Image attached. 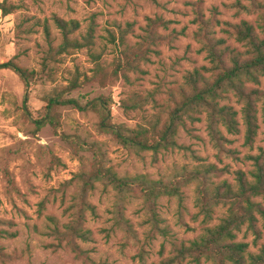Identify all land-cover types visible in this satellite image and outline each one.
I'll return each instance as SVG.
<instances>
[{"label": "rangeland", "instance_id": "374dc122", "mask_svg": "<svg viewBox=\"0 0 264 264\" xmlns=\"http://www.w3.org/2000/svg\"><path fill=\"white\" fill-rule=\"evenodd\" d=\"M8 5H18L14 14L4 16L0 10V64L16 58L21 66L40 71L43 55L49 43L42 26L36 32L19 36L17 25L23 19H31L25 25L49 20L54 45L62 42L60 31L53 22L55 15L80 22L76 36L82 38L90 27L95 30L96 45L93 51L101 56V63L109 67L118 58L121 30L129 31L127 44L138 41L145 34L148 18H161L168 24L159 32L164 40L150 62L143 64V72L132 73L130 81L123 79L100 87L98 83L83 85L68 95L85 105L101 96L111 98L112 120L115 126L129 132L156 119L161 107L166 106L171 94L184 82L189 72L208 66L203 43L196 37L200 25L198 12L211 24L213 36L226 39L229 45L245 50L224 32L225 23L253 24L262 12L255 2L264 0H0ZM240 5L244 6L242 8ZM113 37L117 44H113ZM124 48L123 46L121 47ZM120 48V49H121ZM62 63L49 65L51 76L38 80L27 91L20 76L11 70H0V221L12 236L2 240L5 252L13 258L0 264H157L167 257L172 244L188 241L201 235L202 216H198L196 193L193 186L185 190V204L180 207L177 199L163 198L159 203L161 226L168 235L150 234L151 225L140 201L132 199L127 205V217L132 221L139 236V243L125 239L124 233L113 222L114 192L98 186L92 196L98 217L88 215L87 226L93 230L95 241L81 243L84 253H72L60 244L52 234L56 223L68 220L66 208L73 187L65 191L63 186L79 172L88 171L94 160L92 152L77 151L56 134L53 126L45 120L47 102L44 100L56 89L69 85L79 77L84 82L93 75L95 62L87 48L66 55ZM49 71V70H48ZM258 95V134L253 144L246 141L247 129L241 114L242 104L235 97L226 103L238 112L240 133L231 134L221 127L226 140V151H220L217 141L210 136L205 116L200 123L188 122L189 130L182 128L178 143L182 146L171 151H138L122 145L100 129V118L95 112H82L71 106L59 107L61 131L67 136L80 137L87 144L97 143L106 153L107 163L120 175H148L152 179L173 178L184 168L193 169L214 165L217 185L231 183L236 189L237 173L250 177L254 170L250 157L264 154V78L256 86ZM155 91L157 104L148 102L144 107L130 109L134 95L145 96ZM29 94L28 111L24 99ZM44 121L38 128L36 122ZM8 170L18 193H10L4 178ZM264 206V199H257ZM44 202V209L40 204ZM228 206L221 204L215 212L214 224L227 214ZM260 238L248 226H244L238 240L249 244L254 253L264 245V219L257 214ZM185 264H192L190 262Z\"/></svg>", "mask_w": 264, "mask_h": 264}, {"label": "trees", "instance_id": "16d2710c", "mask_svg": "<svg viewBox=\"0 0 264 264\" xmlns=\"http://www.w3.org/2000/svg\"><path fill=\"white\" fill-rule=\"evenodd\" d=\"M242 8L244 6L240 5ZM258 10L262 11L255 24L241 21L239 24L225 23L228 27L224 32L245 50L229 45L226 39L213 36L211 24L198 12L200 28L196 37L203 43L202 50L207 53L208 66L197 68L184 76L183 84L171 94L166 106L156 115V119L132 131L114 125L112 120L111 98L101 96L83 105L80 101L68 98V95L83 85L98 83L100 87L109 85L123 79L130 81L132 73L143 72V64L150 62V55L164 40L159 28L168 24L161 18L150 19L144 28L145 34L137 36L138 41L127 44L129 31L134 32L133 25L130 30H121L119 53L117 60L109 67H104L101 56L93 51L96 45L95 30L91 26L88 33L82 38L76 36L80 31L79 21H66L59 16L53 17V22L60 31L62 42L54 45L49 20L42 23L37 21L33 25H25L31 19H23L17 25L18 35L33 34L35 26H42L49 43L44 52L40 71L29 70L16 62V58L0 64V70H11L17 73L25 83L27 91L32 84L49 77L52 71L51 63H62L63 57L72 55L73 51L89 49L95 67L91 78L80 82L79 77L74 78L69 85L56 89L45 97L47 102V120L56 134L68 141L77 151L93 153L94 160L88 171L75 174L63 186L65 191L73 187V192L66 208L68 220L58 222L52 229V234L60 244L75 254L84 253L81 243L95 241V234L87 226L88 215L98 217L97 207L92 203V196L101 186L106 191L114 192L113 222L121 230L125 239L139 243V234L132 221L127 217V205L130 200L141 202L142 209L151 225L150 234L161 233L168 235L167 228L161 224L163 219L159 213V203L163 198L177 199L182 208L185 204V190L191 186L195 188L196 203L199 208L198 216H202V233L198 237L172 244L169 256L163 257L157 264H264V245L257 253L250 250L249 244L238 240L244 226H248L260 238L257 214L264 219V206L257 199H264V154L250 157L254 170L250 173H237V187L224 182L217 185L213 176L218 172L217 167L208 165L193 169L184 168L173 178L152 179L148 175H120L108 166L106 153L97 143L87 144L80 137L67 136L61 131L60 119L56 115L59 107L71 106L82 112H95L100 118V129L111 135L122 145L138 151L153 152L158 155L162 151L179 149L178 137L182 128H188V122L200 123L205 116L208 131L214 141L218 142L220 151H226L222 144L226 140L221 127L231 134L240 133L239 112L226 103L235 97L242 104L241 114L247 129L246 141L253 144L258 134V95L261 92L256 88L264 78V2H255ZM20 7L8 5V1L0 3V10L4 16L14 14ZM117 44L116 38L112 39ZM124 47L123 49L121 47ZM121 48V49H120ZM49 70V71H48ZM29 94L24 99L25 113L28 111ZM157 104L156 92L147 95H134L129 104L130 109L143 108L145 103ZM38 128L44 126V121L36 122ZM4 178L10 193L19 191L12 174L6 170ZM224 204L228 206L227 214L214 224L216 209ZM44 209V202L40 204ZM0 221V261L7 262L13 257L5 252L2 240L12 236L11 231L2 227Z\"/></svg>", "mask_w": 264, "mask_h": 264}]
</instances>
